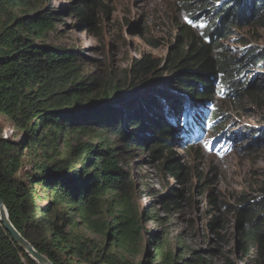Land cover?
<instances>
[{
  "label": "trees",
  "instance_id": "1",
  "mask_svg": "<svg viewBox=\"0 0 264 264\" xmlns=\"http://www.w3.org/2000/svg\"><path fill=\"white\" fill-rule=\"evenodd\" d=\"M59 1L65 7L57 10L44 5L45 0H0V114L22 135L20 140L5 138L0 127L1 200L13 227L52 264H147L137 260L143 232L138 187L122 168L110 139L117 138L125 154H143V162H158L161 171L178 179L183 168L172 142L181 126L179 117L187 111L184 122L190 124L192 117L191 126L198 131L218 119L215 112L208 115V108L219 92V77L235 97L254 96L258 103L260 87L247 89L239 77L246 64H264V50L260 55L246 50L236 60L220 41L233 28H264V0L237 1L239 5L216 18L218 24H210L201 36L179 23L163 64L150 56L135 59L130 83L108 87L85 71L76 50L46 43L59 21L58 12L77 17L84 29L95 28V7L108 0ZM151 83L165 104L158 115L152 111L157 97L151 102L147 97L127 99ZM162 84L163 89L155 88ZM149 119L152 123L145 130ZM24 150L32 165L26 173ZM172 196L166 211L178 207V196ZM56 199L71 206L66 219L50 216ZM232 213L239 260L264 264V183ZM220 222L215 217L210 226L220 227ZM156 248L165 264L174 263L175 257L162 255V242ZM148 255L146 250L142 257ZM0 264H38L17 246L1 221Z\"/></svg>",
  "mask_w": 264,
  "mask_h": 264
},
{
  "label": "rangeland",
  "instance_id": "2",
  "mask_svg": "<svg viewBox=\"0 0 264 264\" xmlns=\"http://www.w3.org/2000/svg\"><path fill=\"white\" fill-rule=\"evenodd\" d=\"M178 1L101 2L94 11L95 28L90 29H84L78 18L66 10L58 12L59 21L48 33L46 43L76 50L85 71L100 78L103 87L130 83L134 72L132 62L135 59L150 56L163 64L168 50L175 43L179 23L187 24L196 35L201 36L200 32L204 28L197 30L189 24V21L199 19L197 14L200 8L211 24H218L216 18L239 5L237 1L247 3L248 0H188L187 6L182 4L184 0ZM29 3L34 5L31 1ZM61 4L59 0L44 2V5H53L57 10L65 7ZM230 33L220 43L236 60L246 50L256 51L258 55L263 52L264 28L244 25L241 29L233 28ZM241 71L239 78L247 89L260 87L257 90L258 103L254 96V100L246 97L241 99L235 95L232 97L230 92L213 96L212 107L208 108L212 110L208 115L216 110L217 123L213 127L207 125L204 132H199L191 140H185L191 126L184 122V113L181 114L180 123L181 126L183 123L187 132L180 141H176L182 134L178 130L175 133L176 140L172 142L177 144L176 160L183 168L178 179L171 177L166 170L161 171L158 162H143L145 157L140 158L143 154L140 157L139 153L125 154L118 139H110L116 145L122 168L134 178L139 191L137 201L143 232L138 261L142 259L147 264H165L166 258L162 259L156 252L157 242H162V255L168 253L170 259L175 257L174 263L171 260L170 264H242L235 250L236 221L232 211L249 202L255 189L264 183V64H246ZM162 86L154 87L163 89ZM141 88L127 99L140 101L147 97L151 102L157 97L152 103V111L158 115L165 106L161 103L163 98L157 96L161 92H156L152 83ZM218 89L226 91L223 86H218ZM137 105L139 108V103ZM132 109L126 108L127 111ZM149 122L145 130H149L152 123L150 119ZM0 127L9 139L20 140L21 131L1 114ZM142 131L140 129L139 134ZM237 135L240 136L239 140L224 159L222 152L203 153L205 147L210 150L213 144L215 147L226 144L228 138L234 139ZM196 149H199L198 154L201 156L195 155ZM24 159L23 173H26V170L32 169L28 150H24ZM173 194L178 196V207L171 206V210L166 211V203L174 199ZM54 201L53 206H50L51 217L66 219L71 215V206L58 199ZM47 202L51 203L52 199L48 198ZM215 217L220 218V227L210 226V221ZM146 250L149 255L144 258L142 255Z\"/></svg>",
  "mask_w": 264,
  "mask_h": 264
},
{
  "label": "clouds",
  "instance_id": "3",
  "mask_svg": "<svg viewBox=\"0 0 264 264\" xmlns=\"http://www.w3.org/2000/svg\"><path fill=\"white\" fill-rule=\"evenodd\" d=\"M179 2V1H178ZM200 13L201 14H205V12H203V11H200ZM189 24L190 25H194V27L197 29V30H202L203 28L205 29V28H207L211 23H210V21H209V19H207V18H201V19H199V20H191V21H189ZM200 26V27H199ZM201 33V32H200ZM218 86H223V84H222V78H220L219 77V79L217 80V89H218ZM223 88L224 89H226V87L225 86H223ZM219 90V92L218 93H215V95L214 96H216V95H218V94H227V93H231V96L233 97V95H235L234 94V91H228L227 89H226V91H222V89L220 90V89H218ZM233 92V93H232ZM237 97V96H236ZM214 112H216V110L214 111ZM200 118H202V115H200V117L199 118H197V119H200ZM217 123V119H214L210 124H207V125H209L210 127H213V124H216ZM192 124H190V126H191ZM207 125H205L204 127H202L199 131H197V133L196 134H194V133H190V128H189V131H188V136L186 137V139L185 140H191L192 138L191 137H196V136H198L199 135V132H204L205 131V129H206V126ZM179 131L180 132H182V134H181V137L180 138H176V139H178V140H176V141H180L181 139H182V137L185 135V126L183 125V123H182V126H180V129H179ZM239 138H240V136L239 135H237L234 139H230V138H228V141L226 142V144H221V145H218L217 147H215V145L213 144L212 145V147L210 148V150H209V148L208 147H205L204 149H203V153H205L206 155L209 153V151L211 152V153H216V152H222L221 154H222V159H224L225 158V154L226 153H230V152H232V150H233V148H234V144H235V142L237 141V140H239ZM198 139H201V138H198ZM196 140V139H195ZM184 141V140H183ZM197 141V140H196ZM187 143H191V141H186ZM215 147V148H214ZM222 149V150H221ZM198 150L199 149H196L195 150V152H198Z\"/></svg>",
  "mask_w": 264,
  "mask_h": 264
},
{
  "label": "water",
  "instance_id": "4",
  "mask_svg": "<svg viewBox=\"0 0 264 264\" xmlns=\"http://www.w3.org/2000/svg\"><path fill=\"white\" fill-rule=\"evenodd\" d=\"M0 221L4 225V228L11 235L13 241L17 244V246L26 253L30 258L36 261L38 264H52L44 255L40 254L36 251L33 246L27 242L19 232L13 227L11 224L7 211L3 205L0 196Z\"/></svg>",
  "mask_w": 264,
  "mask_h": 264
},
{
  "label": "bare ground",
  "instance_id": "5",
  "mask_svg": "<svg viewBox=\"0 0 264 264\" xmlns=\"http://www.w3.org/2000/svg\"><path fill=\"white\" fill-rule=\"evenodd\" d=\"M200 9H202V8H200ZM200 18H201V16L199 15V19H200ZM199 19H198V20H199ZM219 87H220V86H219ZM226 95H227V94H226ZM184 116H185V119L188 117L187 114H184ZM181 118H182V117H181ZM189 120H192V122H191L190 124H192V123L194 122V121H193V118L190 117V116H189ZM206 125H207V124H206ZM204 126H205V125H203L202 127H204ZM197 131H198L197 128H195V127H193V126L190 127V133H194V134H196ZM186 132H187V131H186ZM186 132H185V133H186ZM191 138H193V137H191Z\"/></svg>",
  "mask_w": 264,
  "mask_h": 264
},
{
  "label": "built area",
  "instance_id": "6",
  "mask_svg": "<svg viewBox=\"0 0 264 264\" xmlns=\"http://www.w3.org/2000/svg\"><path fill=\"white\" fill-rule=\"evenodd\" d=\"M5 136V138H10L8 135H4Z\"/></svg>",
  "mask_w": 264,
  "mask_h": 264
}]
</instances>
